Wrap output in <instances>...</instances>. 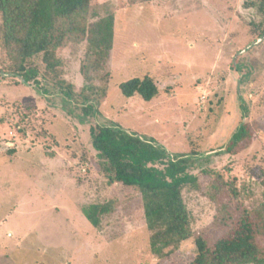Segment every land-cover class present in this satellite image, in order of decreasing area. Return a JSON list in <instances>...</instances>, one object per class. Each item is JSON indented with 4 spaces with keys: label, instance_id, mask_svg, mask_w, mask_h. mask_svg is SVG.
<instances>
[{
    "label": "rangeland",
    "instance_id": "374dc122",
    "mask_svg": "<svg viewBox=\"0 0 264 264\" xmlns=\"http://www.w3.org/2000/svg\"><path fill=\"white\" fill-rule=\"evenodd\" d=\"M254 5L248 6L247 3ZM262 0H91L96 16L113 14L112 49L95 84L101 98L83 103L80 66L86 40L57 50L67 97L1 72L0 264H186L194 238L160 259L150 252L139 190L111 183L92 147L90 128L119 125L191 159L197 186L183 198L194 235L212 240L262 199L264 176V8ZM42 70V69H41ZM149 75L151 100L126 97L120 83ZM92 105L88 113L85 105ZM252 135L238 154L225 146L240 124ZM105 204L93 226L82 207Z\"/></svg>",
    "mask_w": 264,
    "mask_h": 264
},
{
    "label": "trees",
    "instance_id": "16d2710c",
    "mask_svg": "<svg viewBox=\"0 0 264 264\" xmlns=\"http://www.w3.org/2000/svg\"><path fill=\"white\" fill-rule=\"evenodd\" d=\"M90 4L91 0H0V48L8 60L1 72L37 87H41V77L72 97V85L61 77L57 50L68 41L86 40L80 97L83 103L102 98L106 88L96 85L95 79L112 49L114 16L107 14L90 22L89 18L96 16L89 15ZM263 8L264 0L259 10ZM119 87L126 97L139 95L151 100L159 94L149 75L133 77ZM91 109L89 103L84 107L86 113ZM90 137L109 181L139 190L153 255L169 257L184 241L194 238L195 253L186 264H264V176L262 199L257 205L244 209L237 218L227 204L222 206L220 221L228 227L212 240L207 234L195 236L191 227L182 191L186 186H197V177L189 172L191 159L187 155H169L153 140L119 125L93 126ZM251 138L248 124H240L225 152L238 154L249 146ZM107 211L105 204L82 207L83 215L95 227Z\"/></svg>",
    "mask_w": 264,
    "mask_h": 264
}]
</instances>
